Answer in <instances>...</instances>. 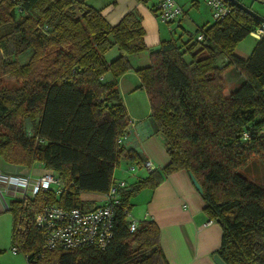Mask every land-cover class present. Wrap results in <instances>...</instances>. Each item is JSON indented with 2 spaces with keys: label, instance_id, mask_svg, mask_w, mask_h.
Masks as SVG:
<instances>
[{
  "label": "trees",
  "instance_id": "16d2710c",
  "mask_svg": "<svg viewBox=\"0 0 264 264\" xmlns=\"http://www.w3.org/2000/svg\"><path fill=\"white\" fill-rule=\"evenodd\" d=\"M223 1L230 11L222 19L185 40H161L148 65L134 69L168 164L119 191L103 250H46L33 223L43 206L88 210L82 193H105L122 161L144 162L118 142L130 122L118 79L132 69L130 56L148 49L145 31L133 9L111 25L84 0H0V159L39 163L59 180L58 189L9 202L13 249L28 264H168L158 225L140 220L129 232L125 209L134 190L153 189L178 170L194 176L204 214L221 227L214 253L227 264H264V187L239 173L250 161L264 165V36L248 58L234 53L264 25ZM114 46L119 54L108 62ZM231 67L244 81L226 96L223 74Z\"/></svg>",
  "mask_w": 264,
  "mask_h": 264
},
{
  "label": "crops",
  "instance_id": "0c3cea01",
  "mask_svg": "<svg viewBox=\"0 0 264 264\" xmlns=\"http://www.w3.org/2000/svg\"><path fill=\"white\" fill-rule=\"evenodd\" d=\"M84 1L89 6L99 9L111 25L116 24L126 12L132 9L136 10L139 14L145 31L144 41L148 49L144 52L131 55L130 63L132 69L121 75L118 79L120 95L122 84L128 85V81H126V77L128 76H131V82L127 88V92H131L134 89L137 90L139 79L134 69L148 65L149 52L158 47L161 40L174 37L172 35L167 37L168 27L166 29L165 26H160L155 11H153L155 1ZM178 1L181 2L180 0ZM193 2L196 3L197 1L193 0ZM184 15L185 11L183 16L176 21L177 29L180 31L176 37H180L183 40L187 38V33H190V30L185 28L183 23H181ZM169 25L171 26V24ZM203 25L205 24L196 26L195 30ZM118 54V49L114 46L105 53V58L110 62ZM132 76L137 77L138 82H135L136 84H133ZM223 77L226 84L224 91L226 96L235 91L244 81L243 77L234 67L227 69ZM134 98L137 99L136 104L125 100V108L130 122L125 128L126 138L122 144L125 148L137 152L144 162L150 161L154 169L162 168L168 164L169 156L166 152L163 138L154 131L148 119L150 113L149 101H146L148 98L144 97L143 94L140 95L139 100L137 95ZM123 162L125 161L121 163ZM252 162L254 161H250L245 168H249L252 175L257 177V174L261 175L262 168L258 163L252 164ZM127 166L123 164L119 168L114 169V177H117L115 172L118 170L123 175H127L131 183H134L138 178H143L148 174L142 165H137L139 168L138 172H135V170L124 171ZM27 170V167L10 165L5 162H2L0 166V173H28L29 171ZM258 185L264 187V178L260 179ZM5 195L12 199L16 198L8 194L0 195V213L9 212V205L5 203ZM135 195L136 198H130L129 203L131 207L136 205L137 208L133 210L129 208V213L132 210L138 216L135 217L132 213L130 214L132 219L138 221L149 219L158 225L160 230V246L168 264H215L212 256L220 247L222 230L218 222L208 219L204 214L203 208L205 204L200 196V192L194 187L188 172L184 170L175 171L166 176L155 188L142 189ZM80 197L89 205L90 209L102 205L105 198L104 193L92 192L82 193Z\"/></svg>",
  "mask_w": 264,
  "mask_h": 264
},
{
  "label": "built area",
  "instance_id": "2783aa9c",
  "mask_svg": "<svg viewBox=\"0 0 264 264\" xmlns=\"http://www.w3.org/2000/svg\"><path fill=\"white\" fill-rule=\"evenodd\" d=\"M211 8L214 20L222 19L230 8L223 0H202ZM156 18L160 23H172L183 14L182 7L175 0H155ZM255 37L264 36V26L251 32ZM202 39V35L197 36ZM126 138V131L119 137L118 142ZM142 167L149 173L154 167L150 161H145ZM119 168L118 166L115 169ZM135 164L125 169L133 171ZM127 186L125 179L112 176L110 185L104 193L102 205L92 209L77 207L65 208L56 203L46 204L38 211L34 218V226L43 235L42 247L46 250H68L79 247H94L103 250L109 243L114 225L115 208L119 203V191ZM59 180L50 172L31 177L27 173H0V195L8 194L16 198L34 196L38 192H45L50 188L58 189ZM129 218V210L125 209ZM138 220L130 219L129 232L138 226ZM15 252L14 249H12Z\"/></svg>",
  "mask_w": 264,
  "mask_h": 264
},
{
  "label": "rangeland",
  "instance_id": "374dc122",
  "mask_svg": "<svg viewBox=\"0 0 264 264\" xmlns=\"http://www.w3.org/2000/svg\"><path fill=\"white\" fill-rule=\"evenodd\" d=\"M151 1H155V0H151ZM175 1L185 11L184 19L181 23H183L185 28L190 30V34H195L196 26L202 25V24H207V23H212L214 21L211 8L208 5H206V3L203 2L202 0H196L197 1L196 3L198 5L195 2H193V0H180L181 2H179L178 0H175ZM238 1H240L243 5L252 9L258 15L264 17V2H261L258 0H238ZM185 2H186V4H185ZM184 11H183V14H184ZM183 14H182V16H183ZM169 24H171V26ZM160 26L161 27L165 26L166 29L168 27V29L170 28V30H172L171 32H169L170 30L167 29V37H169L170 35L176 37L180 32L179 29H177L178 27L176 25V21L172 22V23H168V24L167 23H162V24L160 23ZM256 39H257V37H255L253 34H249L246 37H244L242 40H240L234 49L235 55L242 58V59L248 58L250 56L255 44H256ZM220 58L221 57H218V60H220ZM132 79H133V81H132L133 84H136L138 82L136 76H132ZM126 81H128V85L122 84V86H121L122 92L120 95L124 105H125V100L127 102L132 103V104L133 103L136 104L137 99L134 98L136 95H137L138 100H139V97L141 94H143L144 97L147 98L145 91L142 89H139V88H137V90L134 89L131 92H127V88H128V86H130L131 76L126 77ZM134 93H136V94H134ZM146 101H148V100H146ZM2 162L3 161L0 159V166L2 165ZM253 163H258V165H260V167L262 168L261 175L257 174V177L253 176L249 168H243L239 171V173H240V175L251 180L255 184H258L260 179L264 178V165H262L257 160H254V162H252V164ZM123 164L126 165L125 162H123L122 165ZM118 167H120V166H118ZM138 169L139 168L136 165V168H134L133 171L135 170V172H138ZM27 171H29L27 174H29L32 178L47 172L39 163H35L33 166L29 167ZM115 173H116L117 177L125 178L126 182H128L127 184H129V185L132 184L131 180L129 179V177L127 175H123V173H121L118 170H116ZM138 192L139 191L134 190L132 192V194L129 196V199L132 197L135 199L136 198L135 194H137ZM9 200L11 201L13 199L5 195V203H7L8 205H9ZM136 208H137L136 205H133L131 207L132 210L136 209ZM132 210H131V213H129V215H128L129 219L132 218V216L130 215L133 213ZM133 216L136 217L137 215H135L133 213ZM12 226H13V214H12V212L6 211L3 213H0V264H28L23 253L13 252V250H12L13 249V242H12V238H11Z\"/></svg>",
  "mask_w": 264,
  "mask_h": 264
},
{
  "label": "water",
  "instance_id": "95a60500",
  "mask_svg": "<svg viewBox=\"0 0 264 264\" xmlns=\"http://www.w3.org/2000/svg\"><path fill=\"white\" fill-rule=\"evenodd\" d=\"M230 3H232L234 6L238 7L239 9L243 10L244 12L248 13L249 15L253 16L255 19H257L262 25H264V17L258 15L256 12H254L252 9H250L249 7L243 5L240 1L238 0H228ZM158 49V47H156L154 50ZM190 178L192 180V183L194 185V187L201 192V187L199 185V183L196 181V179L194 178V176L189 173ZM129 190V189H127ZM212 260L214 261L215 264H227L218 253H214L212 256Z\"/></svg>",
  "mask_w": 264,
  "mask_h": 264
}]
</instances>
